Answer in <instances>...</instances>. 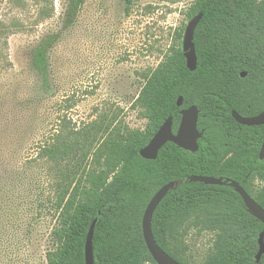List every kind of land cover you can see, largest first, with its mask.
I'll use <instances>...</instances> for the list:
<instances>
[{
	"label": "trees",
	"instance_id": "16d2710c",
	"mask_svg": "<svg viewBox=\"0 0 264 264\" xmlns=\"http://www.w3.org/2000/svg\"><path fill=\"white\" fill-rule=\"evenodd\" d=\"M86 0H68L65 25H73ZM129 2L131 0H128ZM203 13L194 43L197 68L187 67L182 48L185 28L154 69L144 73L137 102L147 118L144 129L92 121L69 129L61 123L36 158L52 163L55 192L51 211L53 248L48 264H85L88 231L95 264H158L142 231L144 211L165 184H180L164 197L152 220L154 238L183 264L191 230L214 232L212 252L200 264L259 262V235L264 223L247 209L234 187L190 181L192 175L232 179L264 208V159L260 149L264 125L240 124L232 115L254 116L264 109V0H195L186 15ZM61 34L45 36L35 47L32 65L39 75L38 93H54L50 52ZM241 72H246L242 77ZM179 96L183 104L177 106ZM196 105L203 130L196 152L167 142L156 159L140 155L168 117L176 133L181 110Z\"/></svg>",
	"mask_w": 264,
	"mask_h": 264
},
{
	"label": "rangeland",
	"instance_id": "374dc122",
	"mask_svg": "<svg viewBox=\"0 0 264 264\" xmlns=\"http://www.w3.org/2000/svg\"><path fill=\"white\" fill-rule=\"evenodd\" d=\"M194 1L86 0L68 26V0H0V264H48L55 170L36 158L40 145L61 123L71 129L104 120L144 129L137 102L144 73L165 58ZM58 32L50 52L54 93L41 97L33 51ZM214 238L191 230L189 261L202 263Z\"/></svg>",
	"mask_w": 264,
	"mask_h": 264
},
{
	"label": "water",
	"instance_id": "95a60500",
	"mask_svg": "<svg viewBox=\"0 0 264 264\" xmlns=\"http://www.w3.org/2000/svg\"><path fill=\"white\" fill-rule=\"evenodd\" d=\"M203 17V13L195 15L186 25L182 40V48L186 57L187 67L193 71L197 68V54L194 43L195 30ZM246 72H241V76H246ZM183 96H179L177 106L183 104ZM233 117L240 124L253 126L264 125V110L254 116H243L236 110L232 111ZM199 109L196 105L181 110V121L176 133L173 131V118L170 116L161 125L154 134L150 142L140 150V155L146 159H156L160 149L169 141L174 142L179 147L196 152L199 149V139L203 136V132L198 129ZM260 159H264V141L260 149ZM190 181H200L206 184L227 185L234 187L238 192L248 211L264 223V208L242 187V185L232 179H223L222 177L192 175ZM180 184V181H171L163 185L151 198L147 205L142 218V231L146 245L158 264H183L169 255L162 249L154 238L152 230V220L154 213L164 199V197ZM97 218L91 224L87 234L85 243V264H95L93 252V236ZM259 249L256 255L257 262L260 261L264 254V231L260 233Z\"/></svg>",
	"mask_w": 264,
	"mask_h": 264
},
{
	"label": "flooded vegetation",
	"instance_id": "af4514ba",
	"mask_svg": "<svg viewBox=\"0 0 264 264\" xmlns=\"http://www.w3.org/2000/svg\"><path fill=\"white\" fill-rule=\"evenodd\" d=\"M263 110H264V109H263ZM263 110H262V111H263ZM198 129H199V127H198ZM199 130H200V129H199ZM200 131L203 132V130H200Z\"/></svg>",
	"mask_w": 264,
	"mask_h": 264
}]
</instances>
